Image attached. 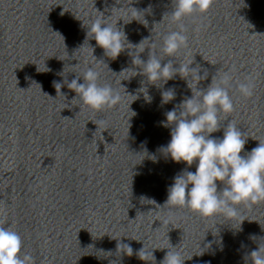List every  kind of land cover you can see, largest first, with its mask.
<instances>
[{
    "label": "clouds",
    "instance_id": "clouds-1",
    "mask_svg": "<svg viewBox=\"0 0 264 264\" xmlns=\"http://www.w3.org/2000/svg\"><path fill=\"white\" fill-rule=\"evenodd\" d=\"M214 2L173 0L174 11L170 16L175 21H181L195 12L206 13ZM179 27L181 30L170 31L163 36V56L150 52L146 62L139 54L132 60L133 64L141 66L142 74L149 83H167L179 74L187 81L193 93L191 98L183 100L179 111L173 108L165 113V126H171V139L158 151L174 162H184L188 167L195 163L196 170L192 172L185 169L174 177L164 207H187L203 218L223 215L228 220L239 218L242 223L245 219L240 214L241 206L252 207L264 203V142L259 141L250 152L241 155L246 138L233 120L224 128L222 139L211 136L221 128L220 115L223 114L227 119L235 110L229 94L233 78L229 72H224L218 78L214 76L210 85L201 90L197 85L206 78V74L201 76L198 68L190 67L193 60L174 67L170 59L162 66L165 57L176 58L181 49L188 47L183 24ZM87 36L94 39L104 54L112 59L117 58L126 48L125 33L116 25L107 23L103 15L90 23ZM146 40L135 45L139 53L145 50L143 44ZM81 76L83 83L78 82ZM99 78L100 73L89 66L83 75H77V78L67 83V87L77 94L72 101L79 100L82 106L97 112L116 106L121 101V95L110 84H100ZM53 86L60 94L63 85L53 81ZM253 89L250 80L237 83V91L245 98L253 95ZM161 95L162 103H167L174 99L175 91L169 88ZM218 182L223 185L219 191ZM261 227L264 229V226ZM250 238L257 240L255 236ZM259 240L257 250L251 251L245 258L246 264H264V243H261L264 237ZM167 249L160 264H184L185 258L179 251H174L172 246ZM117 251L129 257L133 255L132 247L126 243L118 242ZM136 256L143 261H155L152 251L145 250V246L136 252ZM0 264H35L31 255H22V238L19 233L11 226L5 227L3 221H0Z\"/></svg>",
    "mask_w": 264,
    "mask_h": 264
}]
</instances>
